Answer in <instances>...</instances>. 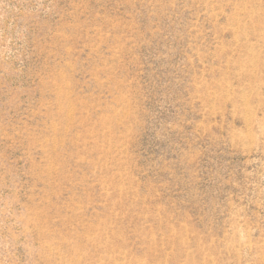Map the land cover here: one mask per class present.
<instances>
[{"label": "rangeland", "instance_id": "rangeland-1", "mask_svg": "<svg viewBox=\"0 0 264 264\" xmlns=\"http://www.w3.org/2000/svg\"><path fill=\"white\" fill-rule=\"evenodd\" d=\"M0 264H264V0H0Z\"/></svg>", "mask_w": 264, "mask_h": 264}]
</instances>
